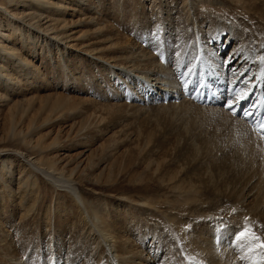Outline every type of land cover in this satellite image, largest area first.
I'll return each mask as SVG.
<instances>
[{
  "label": "bare ground",
  "instance_id": "6f19581e",
  "mask_svg": "<svg viewBox=\"0 0 264 264\" xmlns=\"http://www.w3.org/2000/svg\"><path fill=\"white\" fill-rule=\"evenodd\" d=\"M181 1V7H183L177 9L174 16L170 14L174 8L172 2L170 4L168 0H152L155 7H160V10L155 11L154 9L150 18L143 0H0V140L6 141L4 137L13 138L15 135L14 126L21 129L28 127L26 123H21L18 126L21 122L20 114L14 108V104L10 102H12V98H15V96H19V100H21L31 90L29 93L34 95V90L39 85L38 83H43L45 87L50 86V83H69L70 87H73L76 92H83L84 95H89L90 93L88 92L93 89L92 92L97 91L96 93L100 94V98L106 99L109 96L112 100H124L117 102L120 105H125L126 108L131 107L133 111H143L147 106H151V102L159 103L160 100H164V97L168 98L170 103H161L160 105L172 108V112L185 109V105H194L193 107L198 110L199 108L202 109L201 106L197 105V99H193L195 94L191 89L195 87L194 85H189V91L187 92L185 88L183 91L179 87V77L176 78L173 74L175 69L172 70L173 66L171 62L173 60L176 63L174 66H177L176 75L179 74L181 77L180 82L185 83L187 80L191 81L196 78L197 81L207 85L203 89V92H208V94L214 93L218 97L217 101L207 102L208 108L213 111V115H206L204 120H217V125L225 131H231L234 126L239 127L241 130L247 131L253 136H258L262 140L245 119L240 118L239 115L232 116L231 112L225 109L223 105L226 99L231 97L234 88H245V85L239 81L233 84L236 77L230 71L231 68L239 70L242 66L250 67L253 79H255V75L260 73L261 65L259 57L264 55V47H262L264 45V0L250 4L253 11L255 10L262 15L263 27H257L251 21H237L235 13L229 19L217 14L216 6L220 5L229 8L230 4L237 0ZM248 8L250 9L251 7ZM148 20L152 21L153 30L158 28L162 32H168L172 21L178 22L177 26H175L176 28H180L177 35H175V40L177 39L178 42L172 41L170 33L163 36V39L167 38V41L165 40V49L161 50L165 55L164 59L160 56L161 52L160 54L153 52V49L149 47L146 50L140 49L141 45L139 42L135 44L133 38L126 37L129 36L127 31H133L136 36L137 33L142 36L146 35L149 31L147 29ZM201 23L207 25L206 30L204 28L203 31L202 29L200 30L199 27L201 26L199 25ZM161 41L163 42V40ZM172 43H177L180 48L191 45V50L189 51L195 53L193 62L188 64L185 60L186 57H184L183 61L177 55L170 59L173 47ZM157 44L159 43L157 42ZM238 49H243L241 56L248 58V64H245L242 59L239 62L234 60L231 64L228 63L229 58ZM182 61L184 64H182ZM189 67L193 69V72L187 76L182 75L188 71ZM102 86L104 88L100 90ZM96 87L99 91L95 90ZM124 89V93H120ZM254 91L255 96L252 98L258 100L261 96V90L254 89ZM106 92H110V95ZM184 93L191 94L192 100L185 99L187 95L185 96ZM87 97H84V99L94 101L99 99V97L96 98L93 95ZM24 100L27 104L30 102L28 97L24 98ZM244 103H247V101ZM23 107L25 108V106ZM67 107L68 105L59 106L63 110ZM31 108L34 109L35 107ZM157 108L160 110L166 109L160 106ZM203 109L204 111L206 110L205 108ZM20 112L25 113L24 111ZM86 115L91 118L98 117L99 121L103 120L102 122L105 121L104 118L106 116L104 113L93 109L88 110ZM99 124L102 125L103 123ZM7 127L9 128L7 129ZM123 140L120 141L122 142ZM262 141L264 142V140ZM4 149L9 154L12 151L14 156L11 154L13 157L9 159L5 156L6 154L2 155V150ZM4 149L0 147L1 229H3L5 222L4 218L8 219V215L13 214L20 206L19 202L21 200L30 201L37 198L32 196L26 197L27 191L23 188H21L22 191L17 197L11 192V183H13L11 182V172L16 169L20 172L25 171V176L21 174L22 176L18 177V186L22 184L29 186L28 188L33 191L32 195H36L39 190L38 184H36L37 176L34 178V175H40L36 173L38 171L47 176L46 179L51 180L49 187L57 189L58 185L61 186V183L66 184L65 187L72 190L71 193L78 200L82 203L84 202L79 192H77L78 190L71 183L72 180L77 181L75 178L70 177L72 172H75L74 170L60 173L58 171L59 167L53 161L29 157V155L23 154L19 147L14 148V150H8L6 147ZM128 153L131 154L130 152ZM149 153L145 147L139 148L136 151V154L144 159L142 163H147L148 170L152 175L151 180L153 182L158 181L162 185L166 184L171 189H176L179 193L183 194L185 196L183 202H187V210H191L193 202H197V199L192 198L195 192H201L202 194L216 193L218 194L216 200L225 199L227 202L230 201L229 203H232L235 212L231 213L229 211L223 216L220 215L223 220L227 219L225 220L227 222L228 219L235 220L240 215H251L264 205V177H254L249 183L243 185L236 183L230 185L222 184L218 180L213 181L203 176H199L200 178H186L185 176H178L175 172H171L164 165L163 161H160V157H155L154 159ZM148 158L152 159L149 160ZM137 190L140 191L141 188ZM63 196L66 197V194L62 192L60 198ZM12 197H16L18 200L9 205L8 203ZM251 197L256 199V205L254 207L245 206L241 208V205L245 202H250ZM64 200L63 198L62 201ZM124 200L127 202L125 204L132 205L133 208L125 211L121 216L113 215L116 210L114 209L110 215L114 226H118L114 228L111 223L113 229L117 232L116 236L118 240H115V235L110 234L113 231L111 228H107L104 220L105 216L96 214L93 218L90 217L91 215L86 204H83V216L80 219L86 222L83 224L84 228L87 227L88 236L94 239L97 248L103 250V242H107V246L114 249L115 264H135V260H147V257H143L142 254L144 250L134 252L135 246L133 245L135 244L132 239L127 237V232L122 229V227L127 225H131L135 230L142 229L137 231V234L140 237L142 236L140 241H144L147 237H149V241L152 240L154 247L151 251H156L155 257L152 260L153 263L161 255L162 258H160L164 264H199L201 261L204 264H212L214 262L212 254L207 252V244L211 248L213 242L212 244L206 243L207 237L202 241V249L194 246L190 249H185L180 241L178 245L177 243L175 244L176 247L173 249L166 250L165 247H161L163 245L160 238L162 232L160 228L157 229L161 223L159 225V222L149 223L150 217L155 216V213L150 211L152 210L151 200L142 198L136 201L127 196L123 198ZM215 201L212 209L217 205ZM52 202L53 200L50 198L48 204V215L50 216ZM60 203L67 204V202ZM194 205L196 204L194 203ZM11 206H13V209ZM5 207H9L11 210L8 214L5 213ZM97 209L100 210L97 211L98 213L106 214L104 212L108 208L104 207L103 204H98ZM215 209L218 210V208ZM202 211L203 213H199V211L193 212L205 216L211 211V208L206 207ZM168 216L170 215L165 217ZM87 217L91 220L94 219L90 225H88L89 220H87ZM132 218L136 219L131 222ZM188 218H191L190 214ZM48 220L50 221V231L48 234L52 239L49 243L53 242L54 244L56 236L60 237L62 234L60 231L62 226L60 223L55 224L54 214ZM216 223L219 224L218 222ZM198 224L199 222L197 221L192 225L195 231L198 230ZM249 224L253 226L254 221H251ZM161 225H163V228L165 225L168 227V224L163 221ZM174 226L177 229H181L177 224ZM228 226L224 232L223 244L226 243L225 239L231 230L230 225ZM79 229L81 230L83 227ZM186 238L191 242L192 239L188 235ZM3 240L0 243V264H20V262L15 261L18 256L15 257L16 253H13L15 252L14 249L20 248V246L13 239L6 244L2 243ZM168 240L164 245L172 247L174 241L171 239L168 242ZM126 243L130 244V248L125 245ZM53 247H55V244ZM57 248L60 247L57 246ZM159 249L162 252L158 253ZM221 249L224 257H219L215 264H236L235 257L230 254V248L223 246ZM237 249V253L244 250L241 248H236L235 250ZM249 249H252L251 246L245 250L244 260L250 261L251 264H261L262 261L259 262L258 257L255 256L256 250L253 254ZM53 250H56V247ZM164 252L165 254L163 255ZM255 259L258 262H254ZM21 264L24 263L22 262ZM40 264L42 263L40 262Z\"/></svg>",
  "mask_w": 264,
  "mask_h": 264
},
{
  "label": "rangeland",
  "instance_id": "374dc122",
  "mask_svg": "<svg viewBox=\"0 0 264 264\" xmlns=\"http://www.w3.org/2000/svg\"><path fill=\"white\" fill-rule=\"evenodd\" d=\"M168 1L174 5L170 14L175 16L177 9L183 7H181L182 1ZM259 1L237 0L234 3L231 2L232 4H230L229 8L220 5L216 6V11L218 15H222V17L224 16L227 19L234 16L233 13H235L237 21H251L254 23L253 25L263 27L262 15L255 10L253 11L252 5L250 6L253 2L258 3ZM143 4L150 18L154 9L155 11L160 10V7H155L152 0H143ZM243 5L246 7H243ZM248 7L251 8L249 9ZM151 22V20H148L147 29L149 31L146 35L142 36L137 33L136 36L133 31H127L129 36L126 37L133 38L135 44L139 42L141 45L140 49L146 50L149 47L153 49V52L160 54L161 50L165 49L164 46L167 41V38L163 39V36L170 33L172 41H177V39L175 40V35H177L180 28L175 27L178 22L175 23L174 20L168 32H162L158 28L153 30ZM201 24L199 26L203 27H199L200 30L202 29L203 31V28L206 30L207 25L205 23ZM150 41H152L151 44L153 45L149 44ZM155 45L161 46L157 48L158 46L156 47ZM172 46L170 59L177 55L183 61L184 57H186L185 60L188 64L193 62L195 53L189 51L191 50V45H187L189 48H180L177 43H172ZM160 56H162V59L165 58L162 52ZM173 61L175 62V60ZM173 61L171 62L172 70L175 69L173 74L176 78H180H178L179 87L184 91V82H180L181 77L179 74L176 75L177 66H174L176 63ZM38 84L37 87L35 86L34 95L29 93L31 90L21 100H19V96L12 98L10 103L14 104V108L20 114L21 122L18 126L21 123H26L28 127L21 129L14 126V137H4L7 142L0 140V147L3 149L6 147L8 150H14V148L19 147L20 151L25 155H29V157L53 161L59 167L58 171L60 173L74 170L75 172H72L70 177L75 178L77 181L72 180L71 183L78 190L77 192H79L84 202L82 203L78 200L71 193L72 190L65 187L66 184L61 183V186L58 185L57 189L49 187L51 180L46 179L47 176L38 171L36 173L40 175L36 174L34 178L37 176L36 184H38L39 190L36 195H32L33 191L28 188L29 186L25 184L18 186L17 183L18 177L25 176V171L20 172L16 169L11 172V182L13 183H11L10 190L16 197L22 191L21 188L27 191L26 197H37L36 200H21L19 202L20 206L13 214L8 215V219L4 218L3 229L0 228V243L3 239V244L13 239L20 246V248L14 249L15 257L18 256L15 261L20 262V264L22 262L24 264H40V262L42 264H115L114 249L107 246V242H103V250L97 248L94 239L88 236L87 227L84 228L83 224L86 222L80 219L83 216V204H86L90 217L93 218L96 214L105 216L104 220L107 228H111L113 231L110 234L115 235V240H118L117 232L112 227L114 222L110 215L114 209H116V212L114 211L113 215L121 216L125 211L133 208L132 205L125 204L127 203L126 200L123 201V198L127 196L136 201L142 198L151 200L152 210L150 211H153L155 216L150 217L149 223L159 222V225L163 221L168 224V227L165 225L163 228L164 224H160L161 226L159 225L157 228H160L162 232L160 238L163 245L161 247H165L166 250L176 247L175 244L177 243L178 245L179 241L185 249H190L192 246L201 248L203 239L207 237L206 243L212 244L213 242L211 248L207 244V252L212 254L214 260L212 264H215L219 257H224L221 249L223 246L230 248V254L235 257L236 264H251L250 261L241 259L246 253L245 250L251 246V253L254 254L256 250L255 256L258 257L259 262L262 261L261 264H264L261 251L255 244L239 247L230 243L234 239V228L232 226H235V229L242 228L245 224V217L250 218L247 223L254 221L253 228L256 234L264 239V205L251 215H240L235 220L228 219V222L225 221L227 219L223 220L224 224L230 225L231 230L227 234L228 238L226 237L225 239L226 243L223 244V242L217 245L210 231H212L213 224L221 222L216 220L215 217H221L229 211L233 212L232 203H229L230 201L227 202L225 199L216 200L218 196L216 193L202 194L201 192H195L192 198L197 199V202H193L191 210H187V202H183L185 196L176 189H171L166 184L162 185L158 181L153 182L151 180V172L146 165L147 163H142L144 159L136 154L139 148L145 147L152 158L160 157V161H163L164 165L178 176H185L186 178H200L199 176H203L213 181L218 180L222 184L230 185L236 183L243 185L249 183L254 177H264V142L258 136H253L249 132L235 126L231 131H225L217 125V120H204L206 115H213V111L208 108L207 103L197 102V105L202 108H199V110L193 107L194 105H185V109L172 112V108L160 105L161 103H170L169 99L164 97V100H160L159 103L151 102V106H147L143 111H133L131 107L126 108L125 105L118 104L121 99L112 100L109 96L106 99L100 98V94L96 93L97 91L92 92L93 89L88 92L90 93L89 95H84L83 92H76L73 87H70L69 83H50V86L47 87L43 83ZM97 87L95 90H98ZM102 88L104 86L99 89L102 90ZM124 91L125 89L120 93L123 94ZM92 95L96 98L99 97V99L97 101L84 99V97ZM184 95H187L185 99L192 100L191 94L184 93ZM121 96L123 97V95ZM27 97L31 103H26L24 98ZM126 101L128 100L126 99ZM65 105H68V107L64 108V110L59 108V106ZM33 106L35 107L34 109L31 108ZM159 106L166 109L160 110L157 108ZM203 108L208 109L204 111ZM92 109L104 113L106 115L105 121L102 122L103 120L99 121L98 117L91 118L86 115L88 110ZM122 139L124 140L121 142L120 140ZM10 153L13 155L12 151ZM4 154L9 159L14 156L5 152V149L2 150V155ZM138 188H141V190L138 191ZM62 192L66 194V197L60 198ZM16 197H12L8 204L10 205L12 202L17 201ZM50 198L53 200L51 216L53 217L54 214L55 224L60 223L62 226L60 228L61 236H56L54 241L56 250H53L55 248L53 247V242L49 243L50 240L52 241L48 234L50 231L48 218L51 217L48 215ZM63 198L65 199L64 201H62ZM58 201L67 202V204H62ZM214 201L217 205L212 209ZM255 201L256 199L251 197L250 202H245L241 205V208L245 206L254 207L256 205ZM98 204H103L104 207L108 208L104 212L106 214L97 212L100 211L97 209ZM11 207L13 209V206ZM206 207L211 208V211L205 216L193 212L199 211V213H203L202 210ZM215 208H218V210ZM5 210L7 214L11 211L9 207H5ZM189 214L192 219L188 218ZM241 214L243 213L241 212ZM167 215L170 216L165 217ZM208 218L213 219L209 220ZM135 219L132 218L130 221L132 222ZM87 220H89L88 225H90L94 219L91 220L87 217ZM1 221L2 217L0 218V223ZM197 221L199 222L197 231L192 227L193 231L185 232V226L193 225ZM175 224L181 229H177L174 226ZM80 227H83V229L80 230ZM116 227L118 226H114V228ZM122 229L127 232V237L132 239L135 244L133 245L135 246L134 252L144 250L142 253L143 257H147L146 261L135 260V264H154L155 262L156 264H164L161 261L162 255L153 263L152 260L156 251L153 252L151 249H153L154 243L152 240L149 241V237L145 238L144 241L142 240L143 242L140 241L142 236L140 237L137 231L142 229L135 230L131 225L124 226ZM174 234L178 235L175 237ZM187 235L192 239L191 242L186 238ZM171 239L174 241L172 247L164 245L167 240L169 242ZM125 245L130 248L129 243ZM57 246L60 248H57ZM234 248L244 250L237 253L238 249L235 250ZM160 250L158 253L162 252ZM254 262L258 261L255 259Z\"/></svg>",
  "mask_w": 264,
  "mask_h": 264
},
{
  "label": "snow or ice",
  "instance_id": "6c2138e0",
  "mask_svg": "<svg viewBox=\"0 0 264 264\" xmlns=\"http://www.w3.org/2000/svg\"><path fill=\"white\" fill-rule=\"evenodd\" d=\"M262 47H264V45H262ZM242 52L243 49H238L229 58L228 63L231 64L234 60L239 62V60L242 59L245 64H248V58L246 56H241ZM259 63L261 65V70L258 75H255V79H253V74H251L250 67L242 66L239 70L236 68L230 69V71H232L233 75L236 77V79L233 81V84H236L237 81H239L245 85V88H234L231 97L226 99V102L223 107L229 110L232 116L235 117L239 115L240 118L245 119L249 123L253 124V130L257 131L259 133L260 138L264 140V55H261L259 57ZM192 72L193 69L189 68L188 73L182 75L191 74ZM241 78L243 79L241 80ZM189 85L195 86L191 89V91L196 93V95L193 96V99L204 98L203 89L207 87L206 84L197 80L185 81L183 86L186 92L189 91ZM254 89L261 90V96L258 100L252 98L255 96ZM211 95L214 96L215 94L212 93ZM245 101H247V103H244ZM233 212H235V209H233ZM208 219L212 220L213 218ZM215 219L221 222L212 226V235L215 238L216 244L220 245L224 242V232L229 226L223 223L222 217H216ZM244 219L245 224L242 228L235 229V226H232L234 228V239L230 243L231 245L239 247L255 244L256 247L260 249L262 259H264V239H262L259 235L256 234L255 229L251 224L247 223L250 218L245 217ZM192 227V225L185 226V232H191ZM244 258L245 257H241V259ZM199 264H204V262L201 261L199 262Z\"/></svg>",
  "mask_w": 264,
  "mask_h": 264
}]
</instances>
